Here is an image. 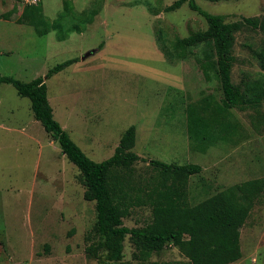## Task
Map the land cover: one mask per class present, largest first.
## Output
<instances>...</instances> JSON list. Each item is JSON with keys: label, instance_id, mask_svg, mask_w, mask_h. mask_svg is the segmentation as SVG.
I'll list each match as a JSON object with an SVG mask.
<instances>
[{"label": "rangeland", "instance_id": "obj_1", "mask_svg": "<svg viewBox=\"0 0 264 264\" xmlns=\"http://www.w3.org/2000/svg\"><path fill=\"white\" fill-rule=\"evenodd\" d=\"M68 1L73 10L61 19L60 28L37 35L33 26L15 22L23 1L0 0V75L27 82L44 77L56 63L77 58L45 83L54 118L90 159L108 158L124 130L134 125L132 150L143 159L200 166L187 179L190 204L264 177V102L258 111L231 109L241 132L235 142H218L205 152L191 148L186 105L208 94L219 100L221 90L215 78H203L198 46L187 48L182 58L170 53L176 37L206 28L203 17L187 3L166 11L174 0ZM63 2L36 4L52 22ZM195 2L224 16L223 22L264 14V0ZM73 24L77 28L70 30ZM263 45L264 33L257 30L235 34L234 83L259 76L253 50ZM90 50L95 52L82 59ZM147 161L133 164L137 181L154 175ZM83 192L78 168L33 117L29 99L11 84L0 83V264H97L98 257L85 249L94 237V201L85 200ZM149 215L147 206L135 207L123 223L140 227ZM128 238L123 258L111 264L184 259L171 244L159 252L140 253ZM240 247V258L229 264H264V190L240 228Z\"/></svg>", "mask_w": 264, "mask_h": 264}, {"label": "trees", "instance_id": "obj_2", "mask_svg": "<svg viewBox=\"0 0 264 264\" xmlns=\"http://www.w3.org/2000/svg\"><path fill=\"white\" fill-rule=\"evenodd\" d=\"M183 3L203 17L207 26L186 37H176L172 44L174 52L170 55L182 58L186 56L187 48L198 46L200 56L196 61L203 78L206 81L215 78L221 90L219 100L208 94L189 102L184 109L191 148L205 152L218 142L231 143L239 138L240 124L233 120L232 108L258 111L264 102V45L253 50L262 70L259 76L239 83L231 79L235 34L244 29L264 33V14L223 22L224 16L203 10L195 0H174L165 10L173 11ZM72 10L70 2L64 0L63 10L56 19L48 22L40 3L26 4L15 22L31 25L37 35H44L51 29L60 28L61 19ZM76 28L73 24L69 29ZM76 60L69 58L56 63L44 77L27 82L0 75V83L11 84L17 94L29 99L33 117L78 168L84 186L83 197L94 201L95 209L94 237L85 248L87 253L98 257L97 264L118 262L124 256V240L128 236L143 254L159 252L169 244L175 246L184 259L171 264H229L239 259L240 228L264 190V177L235 183L190 204L187 179L199 173L200 166L190 162L179 164L143 159L132 150L136 135L134 125L124 130L108 158L99 162L90 159L54 118L47 98L45 79ZM139 160L147 161L155 171L154 175L144 180L134 179L133 164ZM142 206L149 209V222L140 227L126 226L123 218L132 208Z\"/></svg>", "mask_w": 264, "mask_h": 264}, {"label": "built area", "instance_id": "obj_3", "mask_svg": "<svg viewBox=\"0 0 264 264\" xmlns=\"http://www.w3.org/2000/svg\"><path fill=\"white\" fill-rule=\"evenodd\" d=\"M24 2V5L29 4V5H33L36 4L38 2V0H21Z\"/></svg>", "mask_w": 264, "mask_h": 264}, {"label": "water", "instance_id": "obj_4", "mask_svg": "<svg viewBox=\"0 0 264 264\" xmlns=\"http://www.w3.org/2000/svg\"><path fill=\"white\" fill-rule=\"evenodd\" d=\"M94 52H95V50H90V51L86 52V53L84 54V56L82 57V59H84L86 56H89L90 54H92V53H94Z\"/></svg>", "mask_w": 264, "mask_h": 264}]
</instances>
